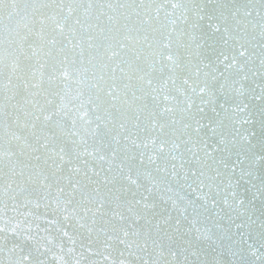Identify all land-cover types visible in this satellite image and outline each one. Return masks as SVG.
I'll return each mask as SVG.
<instances>
[{"label":"snow or ice","instance_id":"6c2138e0","mask_svg":"<svg viewBox=\"0 0 264 264\" xmlns=\"http://www.w3.org/2000/svg\"><path fill=\"white\" fill-rule=\"evenodd\" d=\"M0 264H264V0H0Z\"/></svg>","mask_w":264,"mask_h":264}]
</instances>
